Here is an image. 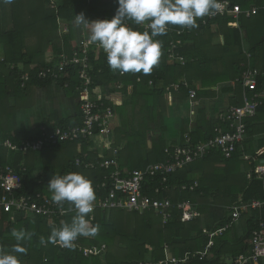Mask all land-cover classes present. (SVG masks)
I'll return each mask as SVG.
<instances>
[{
	"label": "trees",
	"instance_id": "trees-1",
	"mask_svg": "<svg viewBox=\"0 0 264 264\" xmlns=\"http://www.w3.org/2000/svg\"><path fill=\"white\" fill-rule=\"evenodd\" d=\"M230 1L240 5L245 11L253 7L257 8L258 13L250 18L241 15L238 20L239 28H234L232 25L229 27L228 25L232 24L234 19L227 16L218 17L205 26H197L192 32L185 33L182 36V45L176 50L179 56L187 59L185 65H181L180 62L168 57L170 43L178 40L176 35L169 32L156 38L163 42L162 55L158 65L148 75L143 73L121 75L118 72H113L107 64L104 52L99 49L91 51V99H98L94 96V91L97 88L104 92L106 90L107 94L120 92L124 97V103L121 107H115L110 101L103 100L106 106L115 107V113L120 114L123 122V129L118 131L116 140L119 141L118 138L122 135L126 140H132L127 141V147L124 150L128 149L131 153L146 145L147 132L142 131V129L137 130L136 127L138 118L135 117L138 113L146 118L142 120L143 124L153 123L155 130L157 127L161 129L164 97L167 94V88L171 85H180L179 90L172 91V94L188 100L190 89L196 88V81H200L203 87L216 86L222 82H233V86L229 90L234 92V101L230 107L241 106L244 94H252L244 87L242 75L248 64L253 68L261 69L256 64V59L258 54L264 51V0ZM51 3L52 0H0V46H3L4 50V61L1 60L2 57L0 58V111L3 107L6 108L5 114L12 115L14 108L12 105L23 103L31 87L45 88L54 84L51 81H40L34 77L38 71L56 62L61 53L65 52L71 55L73 40L76 36H83L82 28H78L73 23L75 15L83 13L89 22L111 20L118 8L116 0H62L60 6L56 4L57 6L54 7L51 6ZM4 13L6 16H2ZM7 15H9V19H7ZM1 17L3 18L1 19ZM59 21L67 25V33L60 35ZM127 24L135 30L144 31L140 25L131 21H128ZM7 25L10 27L8 28ZM215 26H219V28L213 29ZM213 30L216 33H211ZM214 34L223 36V45H214ZM245 42L249 44V57L243 50ZM49 50L52 54L47 56ZM212 50L214 51L211 54ZM224 56L226 57L223 58ZM12 66L14 69L11 68ZM213 67H225V69L216 72ZM69 73V77L63 79L58 85L64 90L76 92V88L81 86L77 68L69 69ZM24 74H29L32 78L25 87H22L21 76ZM151 81L153 82L152 85H150ZM184 81L188 82L189 88L182 85ZM68 82L70 86L65 88L64 86ZM119 85L121 86L120 90H118ZM256 92L264 93V77L258 79ZM197 93L198 97L203 95V92L199 93L198 91ZM260 101L261 105L258 107L256 116L264 113V97ZM130 116L135 118L133 122L127 120ZM256 116L246 119V139L231 159H225L218 151H213L204 158L219 156L231 164L242 161L247 170L244 173V182L236 181L234 184L236 189L241 188V192L237 191L236 195L238 196H234L235 190L233 187L231 188L228 196H231L232 201L230 204H225L223 219L211 229L201 227L199 219L202 217L203 211L210 207L209 199L211 198L209 195L213 196V193L214 197H219V195L215 190L209 191L210 178L208 176L205 177L204 175L202 180L200 179L202 184L196 179L198 175L196 169L201 170L203 167L194 165V163L170 176L169 185L172 188H177L182 185L190 186L197 182L198 187L195 190L179 192L177 188L159 195L161 199L170 198L176 206L178 203L189 202L193 209L200 214L199 217L189 222H182L183 213L177 208L173 211L171 220L168 221H164L155 212L129 213L133 218L119 216V214L123 215L125 211L97 212L95 219L93 221L90 219L92 225L98 226L97 234L80 237L76 243L85 248L105 245L106 253L100 257H85L78 248L59 249L51 242H46L45 245L41 244V239L47 241L52 228L59 227L61 223L54 226L44 218L26 217L23 214H18L15 221L11 222L10 216L0 211V249L6 252L10 251L16 243L11 236L12 229L24 228L32 234V238L23 243L27 249L26 253H14L18 256L20 264H141L146 262L158 264L165 260L166 249L178 259H184L187 253L191 254L186 262L178 264H234L240 255L250 252L253 232L258 229L261 222H264V209H256L243 214L238 221H244V232L241 235L237 234L236 223H234L226 232L213 239L214 244L206 257L202 258L200 253L206 250L210 242L209 236L204 234V229L213 232L231 223V210L234 206L251 201L264 202V179L253 173L257 165L260 164L261 157L256 152H243L245 143L249 138V125ZM216 120V127L222 125L218 118ZM81 121L80 111L72 126L80 125ZM9 122L10 120L3 123L0 120V173L3 172L6 165L18 169L24 156L23 154L6 152L2 148L6 140L20 143L24 140L40 138L42 127L54 131L56 128L69 126L66 123L54 127L41 124L31 132L30 136H23ZM223 130L226 132L228 128L224 126ZM204 134L205 132L201 127H198L192 132L193 141L205 142L214 138L217 132L206 136ZM116 143L118 142L116 141ZM67 145L69 144L64 146ZM166 147L165 139L158 136L154 142L153 150L146 156L147 162H138V159L135 158L134 160L137 162L127 165V168L130 171L144 170L149 165L164 162ZM151 154L154 156L153 159L150 157ZM134 155L136 154L134 153ZM246 156L250 159L246 160ZM89 160L97 161L93 156H89ZM75 161L76 158L68 168L62 170L61 174L74 172L73 169L90 170L77 167ZM26 169L27 171L23 173V190L21 193L43 192L51 195L47 186L51 178L56 175V169L45 171L35 178L31 176L32 171L28 170L27 167ZM251 172L253 176L248 179ZM104 175L105 173L101 169L91 170L93 177L91 182L94 190L95 185L103 179ZM205 194L206 196H204ZM74 215L71 214L66 217L64 222L70 223ZM131 219L138 221L139 225L130 229L129 222ZM259 264H264V260H261Z\"/></svg>",
	"mask_w": 264,
	"mask_h": 264
},
{
	"label": "built area",
	"instance_id": "built-area-1",
	"mask_svg": "<svg viewBox=\"0 0 264 264\" xmlns=\"http://www.w3.org/2000/svg\"><path fill=\"white\" fill-rule=\"evenodd\" d=\"M218 3L220 5L219 10L213 15L198 19V26H205L218 17L228 16L234 19L231 24L232 27L239 28L238 20L241 15L250 18L258 13L257 8L253 7L245 11L242 10L240 5L233 4L230 0H218ZM140 27L143 30H148L147 22L141 24ZM178 27L173 28L170 26L168 29L170 34L178 37V40L170 43L168 57L171 60L180 62L181 65H185L187 59L179 56L176 50L182 45V36L185 33L192 32L195 28ZM65 33H67V28L61 31L60 34ZM95 49L104 52L99 44L91 43L89 37L85 36L73 44L71 55L65 52L61 53L56 62L38 71L34 77L40 81H51L58 84L69 77V69L76 67L78 78L81 81V86H78L75 90L81 97V124L65 128L59 127L54 131L42 127L40 138L24 140L20 143L6 140L2 145L6 152L23 155L40 153L65 143L87 142L96 136L108 138L114 133L116 120L114 108L106 106L103 99H91L92 67L90 53ZM1 60L4 61V58ZM11 68L14 69V66ZM260 77H264V70L248 67L242 75V82L248 92L250 91L252 94L245 93L241 106L229 107L218 115V120L222 125L217 128V135L205 142H194L192 132H188L178 145L165 149L166 159L164 162L149 165L144 170L130 171L120 167L117 150H114L113 157L103 160L97 159L96 162L89 160L87 154L77 157L75 161L77 167L90 170L101 169L105 173L103 179L95 185L96 201L94 202L93 212L89 214L90 219L93 221L97 212L120 210L139 214L155 212L164 221H168L171 220L173 211L176 208L183 213L182 222H189L199 217L200 214L193 209L189 202L178 203L176 206L170 198L161 199L159 195L177 188L179 192L195 190L198 187L197 182L190 186L182 185L172 188L169 185L170 176L195 162L203 160L211 152L218 151L225 159H231L234 156L246 139V119L256 116L258 107L261 105L260 99L264 97V93L256 92ZM31 78L32 76L29 74L22 75V87H25L31 81ZM152 84L151 81L150 85ZM182 85L189 88L186 81ZM69 86L68 82L64 87L69 88ZM179 88V84L171 85L167 88V96L171 95L172 91H178ZM120 89L121 86L119 85L118 90ZM197 92V88L189 91L191 106H195L194 100L197 97ZM224 126L228 128L226 132L223 130ZM245 159L249 160L250 158L246 156ZM26 171L27 169L23 164L18 169L6 165L3 172L0 173V211L10 216L11 222L15 221L18 214H23L26 217L44 218L54 226H58L62 221H65L66 217L75 214V210L68 203H65L63 207L58 206L52 202L51 195L46 193L22 194L23 173ZM253 173L264 179V166H257ZM253 173L251 172L248 175V179L252 178ZM256 209H264V202L251 201L234 206L231 210V223L213 232L204 229V234L209 236L210 242L206 250L200 253L201 257H206L209 254V250L214 244V238L222 235L234 223L240 221L243 214ZM53 245L59 249L64 248L58 243ZM73 248H78L85 257H100L106 253L105 245L85 248L75 241ZM190 257L191 254L187 253L184 259H178L166 249L165 260L160 261L158 264L183 263ZM261 260H264V222H261L258 229L253 232L250 252L240 255L234 264H259Z\"/></svg>",
	"mask_w": 264,
	"mask_h": 264
},
{
	"label": "crops",
	"instance_id": "crops-1",
	"mask_svg": "<svg viewBox=\"0 0 264 264\" xmlns=\"http://www.w3.org/2000/svg\"><path fill=\"white\" fill-rule=\"evenodd\" d=\"M61 2L62 0H58L56 4L60 6ZM52 3H54L53 0ZM58 23L60 30L59 33H61V31L65 28H67L68 32V27L64 22L59 21ZM230 25L231 24H229L228 26L230 27ZM217 28H219V26L213 27V29L215 30ZM81 33L83 35L82 37H89L87 31L84 28L81 29ZM211 33H216V31L213 30ZM214 35V45H223V36H218L216 34ZM74 43L76 42H73V44ZM248 49L249 44L248 42H245L243 45V50L249 57ZM213 51L214 50H212L211 54L213 53ZM51 54V51L47 52V56H50ZM1 57H4L3 46H0V58ZM225 57L226 56H224L223 58ZM256 64L258 65V67L264 70V51L258 54ZM246 67L248 68L251 66L248 64L246 65ZM213 69L218 72L223 71L225 67H213ZM229 69H231V67H229ZM195 85L199 93L203 92V95L199 97L197 93L198 98L194 100L195 106H191L190 98L186 100L182 99L181 96H175L174 94L167 96L166 94V96L164 97V107L161 117V121L163 122L161 129L157 127V129L155 130V124L153 123L143 124L142 120L146 118L138 113V115L135 117L138 118L136 122V127L138 128L137 130L142 129V131H146L147 133L145 142L146 145L142 146L139 150H134L133 152L136 155H134L133 152L130 153L128 149L124 150V144L127 142V140L123 137L121 132L120 135H122V139L124 142L121 145L115 144L117 141L116 138L119 134L118 131L123 129V122L120 114L116 113L114 133L108 138L102 137L104 138V140L102 141V147L99 149V151L95 148V141H97L96 136V138L94 137L90 141L86 142L87 145L91 143L93 147L88 152H84L80 156L84 154L90 156V153L96 151L97 154H94L92 156L96 159L103 160L113 157L114 150H117L118 162L119 165H121L120 167L123 166L122 169L129 170L127 168V165L131 163L135 164V161L137 159L138 162H147L146 156L153 150L154 142L157 140L158 136H162L165 139L167 147H172L182 142L184 136L188 132H193L198 127H201L203 132H205L204 136L211 135V133L217 132L218 127H216V119L218 118V115L229 108L234 101V92L229 90L233 86V82H222L216 86L203 87L200 81H196ZM94 96L98 97V99L110 101L115 107H121L124 103V97L120 92L107 94L106 90L104 92L102 89L97 88L94 91ZM80 100L81 97L79 93L64 90L58 84H52L51 86L45 88L31 87L27 92L25 101H23L24 106L20 108V110L22 111V115L20 113L15 118L13 115L5 114L4 112L6 108L3 107L4 110L2 108L0 111V120L3 123H6V121L10 120L11 124L16 128L17 132L23 136H30L31 132L41 124L54 127L58 126L61 123H66L69 126H72L74 120L80 112ZM31 101H34V105L32 106H30ZM19 107L17 112L19 111ZM135 118L133 116H130L129 118H127V120H131L133 122ZM249 130V138L245 143V147L243 146V152H256L258 156L261 157L259 162L260 164L257 166H264V113L258 114L256 116L253 122H251V124L249 125ZM14 133L16 132L14 131ZM137 151H139L140 153H137ZM60 152L61 150L56 148L53 150H47L43 152V155H41L40 159H38L37 157L34 158V153H29V155L26 154L27 157L24 158L25 155L22 157L21 164L26 165L28 170L30 169L32 171L31 176L35 178L41 173H44L45 171H51V169L55 168L53 166H49L47 161L51 160L53 156L56 158V156ZM150 157L153 159V154H151ZM214 157L217 158L216 156H211L209 158ZM135 158L136 160H134ZM196 170L197 172H195L198 174L196 176V179L201 183V178H203L204 176L202 169ZM210 190L214 191V189L209 187V191ZM204 196H206V194ZM235 226L237 234L241 235L244 232V221L236 223Z\"/></svg>",
	"mask_w": 264,
	"mask_h": 264
},
{
	"label": "clouds",
	"instance_id": "clouds-1",
	"mask_svg": "<svg viewBox=\"0 0 264 264\" xmlns=\"http://www.w3.org/2000/svg\"><path fill=\"white\" fill-rule=\"evenodd\" d=\"M118 8L111 20L89 22L83 13L75 15L73 23L88 30L89 40L99 44L106 54L107 64L113 72L148 75L158 65L163 42L157 37L167 34L170 26L196 28L197 20L213 15L219 10L218 0H116ZM147 22L148 30L139 31L129 27ZM52 202L63 207L68 203L75 210L71 222L62 221L53 227L46 242L73 248L80 237L95 236L98 226L90 222L96 195L92 182L82 173L70 172L54 175L48 183ZM11 236L16 243L6 252L0 249V264H20L14 253L27 252L23 246L32 234L24 228H13Z\"/></svg>",
	"mask_w": 264,
	"mask_h": 264
},
{
	"label": "rangeland",
	"instance_id": "rangeland-1",
	"mask_svg": "<svg viewBox=\"0 0 264 264\" xmlns=\"http://www.w3.org/2000/svg\"><path fill=\"white\" fill-rule=\"evenodd\" d=\"M57 1L53 0L54 3H51V6L52 7L55 6ZM3 15L6 16L5 13L2 14V16ZM0 16H1V12H0ZM2 18L3 17H1V19ZM7 19H9V15H7ZM7 27L9 28L10 25H7ZM85 30L87 31V34L89 35L88 30L87 29H85ZM79 38H80L79 36H76L75 39L73 40V42H77L79 40ZM54 85H55V83H54ZM33 102L34 101H31L30 106L34 105ZM12 106L14 107L13 111H12V115L15 118L20 113L22 115V111L20 110V108H22L24 106L23 103H20L17 105L13 104ZM18 107H19V111L17 112ZM118 139H119V141L117 140L118 143H116V144L117 145L123 144L124 141H123L122 137H119ZM96 140L97 141H95V146H96L95 148L99 151V149L102 147V141L104 140V138H102L101 136H97ZM128 140H130V139H128ZM130 141H132V140H130ZM66 144H69V145L64 146ZM124 145H125V147H127V142ZM92 147H93V145L91 143L87 145V143L84 141H77V142H73V143L61 144L57 147H54L51 149H46L43 152H45L47 150H53L55 148L61 150V152L56 156V158L53 156L51 158V160L47 161V163L49 166L55 167L56 175H62L61 173L63 172L62 171L63 169L68 168L69 165L73 162V160L77 156H80L84 152H88ZM43 152L34 153L35 155L33 157L34 158L37 157L38 159H40L41 155H43ZM94 154H97L96 151H93L92 153H90V156H92ZM25 157H27V155H25L24 158ZM42 165H44V164H42ZM42 165H41V167H42ZM194 165H197L199 167H203L202 168L203 175H205V177L208 176L210 178L209 186L212 189L214 188V190L219 195V197H216V196L214 197V193H213V196L209 195V197L211 198V199H209L210 207H208L205 211H203V215L199 219V224L201 227L211 229L212 227L215 226V224H217L220 220L223 219L224 213H225V204H230L232 201L231 196H228L229 195L228 193H229V191H231V188L233 187L235 190L234 196H238V195H236L237 191L241 192V188L238 187L236 189L234 184L236 183V181H239L240 183L244 182V180H245V174L244 173L247 172V170L245 169V164L242 161H236V162L231 164V162L225 161L220 157L204 159V160H201L197 163L195 162ZM233 165H235V166H233ZM73 170H74V172L82 173L87 178H89L90 181L93 178L91 176V170H87V171L86 170L83 171L81 169H78V170L73 169ZM205 188H208V187H205ZM115 211H120V210H115ZM119 216H122L125 218L126 217L133 218V216H130L128 212H124L123 215L119 214ZM131 220L129 222V228L130 229L135 228V227H137V225H139L138 221H135L134 219L132 221Z\"/></svg>",
	"mask_w": 264,
	"mask_h": 264
}]
</instances>
